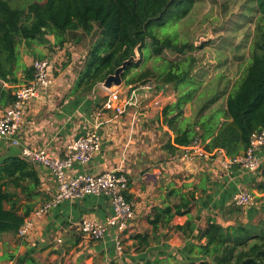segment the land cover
I'll list each match as a JSON object with an SVG mask.
<instances>
[{"label":"crops","instance_id":"0c3cea01","mask_svg":"<svg viewBox=\"0 0 264 264\" xmlns=\"http://www.w3.org/2000/svg\"><path fill=\"white\" fill-rule=\"evenodd\" d=\"M76 48L73 42L52 52L48 46L40 47L45 57L55 54L58 58L54 83L43 97L26 106L19 134L21 144L0 141V163L9 156L21 155L24 146L63 155L67 144L78 135L97 130L102 138L101 150L90 162L75 164L68 176L111 170L127 175L129 189L125 194L135 216L124 233L125 254L116 252L114 228L109 227L100 239L89 238L80 230L79 223L86 217L105 222L114 214L109 196L85 195L53 206L37 219L26 238L12 232L1 234L0 264H151L157 260L161 261L157 264H189L194 259L190 255L192 247L206 242L202 234L209 223L228 225L240 220L249 224L264 217V191L256 188L264 182V166L261 174L252 176L237 166L224 169L215 159L182 162L177 157L179 150L168 146L170 139L174 144L175 134L163 114L168 104L176 102V90L152 78L123 83L117 90L125 102L124 112L117 114L104 107L109 93L102 83L85 94L77 89L80 68L75 66L83 60ZM34 59L29 53L23 56L29 67ZM152 63L150 59L144 66ZM196 70L197 67L194 73ZM27 75L23 69L19 71L21 83L28 79ZM192 104L189 102L185 108V115L192 120L213 110L209 107L191 111ZM6 108L0 106V115ZM37 167L42 183L39 206L54 197L57 181L48 167ZM240 188L254 192L256 201L238 214L233 211L231 199ZM183 197L189 202L188 212L175 214L170 223H160L154 229L151 219L167 206H173L175 211ZM188 221L191 226L185 232L176 228ZM140 233H148V245L138 244L135 235Z\"/></svg>","mask_w":264,"mask_h":264},{"label":"trees","instance_id":"16d2710c","mask_svg":"<svg viewBox=\"0 0 264 264\" xmlns=\"http://www.w3.org/2000/svg\"><path fill=\"white\" fill-rule=\"evenodd\" d=\"M194 3L195 0H16L14 4L0 0V106L8 107L15 101L14 86L22 81L19 71L28 73L26 81L33 78V67L23 60L25 53L41 59L45 58L41 46H48L52 52L94 36L78 71L80 93H88L102 83L124 61L136 56L138 49L139 59L123 72L124 83L152 78L177 88L176 102L163 111L175 134L174 144L170 139L168 146L176 151L199 138L209 150L223 148L229 156L242 154L249 148L252 134L264 129V0H255L256 24L246 70L231 91L214 93L215 102L227 94L225 107L213 109L197 120L186 116L185 108L200 95L201 81L194 73L198 59L187 54L194 47L182 41L177 30L167 29L188 15ZM167 50L186 55L168 57ZM149 58L153 63L145 67ZM209 107L205 105L200 110ZM37 164L22 154L0 163V235L18 233L38 206L42 183ZM256 186L264 191V182ZM182 201L175 211L173 206L160 210L150 221L154 229L160 223H170L175 214L187 213L189 202ZM243 208L234 206L233 211L241 214ZM236 222L209 223L202 234L206 242L192 247L190 255L194 259L189 264L197 260L199 264H264V217L249 224ZM190 226L188 221L176 228L185 232ZM148 236L140 233L135 238L143 246L149 244Z\"/></svg>","mask_w":264,"mask_h":264},{"label":"built area","instance_id":"2783aa9c","mask_svg":"<svg viewBox=\"0 0 264 264\" xmlns=\"http://www.w3.org/2000/svg\"><path fill=\"white\" fill-rule=\"evenodd\" d=\"M57 62L55 54L33 60V78L15 86V101L0 115V141L7 140L13 145L21 144L19 134L25 108L33 100L43 97L52 87ZM104 88L109 93L104 101V107L122 114L125 102L120 92L117 89ZM101 148L102 138L97 130H90L80 138L70 141L60 156L54 155L46 148L22 147L23 156L50 169L57 181V191L51 200L37 206L25 220L18 231L19 236L26 238L35 228L37 219L64 200L104 194L111 199L114 214L105 222L86 217L79 223V228L84 235L92 239L103 238L109 227L114 228L116 252L121 256L125 254L124 233L129 228L130 220L135 216L133 204L127 200L125 194L129 189L127 175L111 170L99 174L80 172L68 176L69 170L75 164L90 162ZM177 157L187 163H193L201 158L215 159L224 169L231 170L237 166L244 172L257 176L261 174L264 166V129L252 134L249 148L240 155L229 156L223 148L209 150L206 148V142L197 138L190 145L181 146ZM255 201V193L248 188H240L231 199L232 205L241 207L252 206Z\"/></svg>","mask_w":264,"mask_h":264},{"label":"rangeland","instance_id":"374dc122","mask_svg":"<svg viewBox=\"0 0 264 264\" xmlns=\"http://www.w3.org/2000/svg\"><path fill=\"white\" fill-rule=\"evenodd\" d=\"M10 1L16 4V0ZM255 9V0H195L189 14L167 28L170 32L177 30L180 39L194 47L187 54L198 59L195 75L201 81L202 93L193 101L191 111L205 105L213 109L225 105L224 93L215 102L213 97L217 93L211 92L226 89L228 93L246 70L256 24ZM94 41V36H86L84 42L77 45L76 51L83 63L77 62L75 68L83 67ZM21 48L24 50L23 46ZM166 55L174 58L186 54L167 50ZM149 61L150 58L146 64ZM169 89L177 92L172 84Z\"/></svg>","mask_w":264,"mask_h":264},{"label":"water","instance_id":"95a60500","mask_svg":"<svg viewBox=\"0 0 264 264\" xmlns=\"http://www.w3.org/2000/svg\"><path fill=\"white\" fill-rule=\"evenodd\" d=\"M140 57V53L138 49H136V56L130 57L128 60L124 61V63L119 66L114 73L109 74L106 79L102 82V85L108 89H118L123 83V72L127 68V66L132 62V61H137ZM83 133L78 135L76 139L80 138ZM85 134V133H84Z\"/></svg>","mask_w":264,"mask_h":264}]
</instances>
